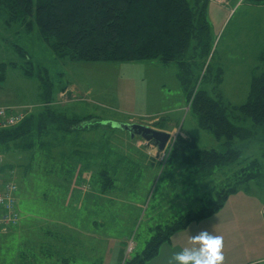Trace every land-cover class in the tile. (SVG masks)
Wrapping results in <instances>:
<instances>
[{"label":"rangeland","instance_id":"rangeland-1","mask_svg":"<svg viewBox=\"0 0 264 264\" xmlns=\"http://www.w3.org/2000/svg\"><path fill=\"white\" fill-rule=\"evenodd\" d=\"M206 17L212 50L205 60L197 55L189 64L187 82L177 63L56 59L35 23L29 31L20 23L8 25L0 16V64L16 65L8 68L3 86L0 83V103L33 106L38 111L42 103L52 100L51 108L69 120L88 116L101 120L97 129L76 135L81 141H90L89 149L101 152L93 157V164L98 162L99 167H90L94 173L99 169L94 184L93 178L79 176L77 166L76 172L60 179L59 185L66 189L59 191L44 174V169L52 166L49 158L44 162L39 159L42 163H34L33 168L27 163L25 167L21 160L16 164L23 166L13 173L19 184L17 197L23 218L19 228L0 236V264H121L126 253V260L142 255L156 226L211 209L213 204L207 201L219 200L215 192L225 188L219 175L206 180L181 160L167 161L156 154L155 147L145 146L140 138L133 140L125 130L113 127L141 123L177 128L190 133L201 149L226 150L222 140L200 128L199 118L188 105V93L192 88L201 89L216 99L213 89L221 78L222 84L215 90L224 102L245 103L253 77L264 75V6L247 0H228L225 5L211 0L206 4ZM64 88L63 93L68 89L71 93L61 98ZM171 134L174 139L179 136L178 131ZM260 138L256 135L239 141L246 148L241 163L222 172L232 177L250 161L257 159L264 164ZM57 143L66 155L59 158V148L53 149L54 166L66 172L65 161L71 160L73 149L70 137ZM13 157H7L11 164L17 161ZM114 161L122 163L109 171L114 185L104 192L108 181L101 170L114 167ZM24 174L25 181L19 178ZM254 174L260 176L248 184V191L240 184L220 216L238 227L237 231H224L227 244L223 253L227 254L229 244L234 256L264 264L260 261L264 258V167ZM241 246L244 252L240 253Z\"/></svg>","mask_w":264,"mask_h":264},{"label":"trees","instance_id":"trees-1","mask_svg":"<svg viewBox=\"0 0 264 264\" xmlns=\"http://www.w3.org/2000/svg\"><path fill=\"white\" fill-rule=\"evenodd\" d=\"M209 1L211 0H0V16L5 18L8 25L20 23L29 31L35 23L41 38L52 49L56 59L84 63L150 60H158L164 65L177 63L179 68L183 69L182 78L188 82L191 72L189 64L194 63L197 55L205 60L212 50L206 17V4ZM247 1L264 6V0ZM18 50L26 56L21 48ZM261 60L264 61V51ZM15 66L0 64L2 85L6 81L8 68ZM208 71L209 68L206 69L205 75ZM221 82V78L219 82L217 80L213 89L216 99L205 90L192 88L188 93V105L199 118L200 128L222 140L226 150L219 152L214 149H201L194 137L183 138L179 135L170 153L164 157L167 161L181 160L206 180H214L219 175L221 187H225L220 192H215L219 200L207 201L208 204H213L211 209L190 212L170 221L169 225H158L142 255L127 259L125 264H146L159 253L163 244L171 242L174 234L213 216L224 207L229 197L239 190L240 184L248 191V184L260 176L254 173L260 172L264 164L257 159L247 163L232 177L224 174L222 169H229L228 167L241 163L246 148L239 141L260 135L264 148V75L253 77L247 100L241 105L224 102L222 95L215 90ZM65 90L66 88L60 92ZM51 101L42 103L39 106L42 108L38 111H35L33 106L29 107L25 110V119L19 125L0 130V183L13 180L17 187L15 197L19 211L18 224L8 226L6 232L0 236H6L19 228L23 218L17 197L19 184L13 176L17 168H23L22 164L25 167L27 164L31 165L33 168L34 163L40 164L49 158V164L52 166L44 169V174L59 191L66 189L59 185L60 179H66L71 172H76L77 166H80L79 176L87 175L88 178H93V184L99 172L97 169L94 173L92 169L99 167L98 162L93 164V157L101 152L89 149L90 141H81L76 135L97 129L101 120L92 116L69 120L51 108L54 104ZM155 127L165 128L156 125ZM67 137H70L73 147L69 154L71 160L65 161L68 165L67 171L60 172L54 166L57 161L52 151L59 148V158H64L65 151L60 149L61 145L57 142ZM10 154L17 160L13 164L7 159ZM20 160L22 164L16 165ZM114 162V167L109 166L110 169L101 170L103 178L108 181L103 185L104 192L114 185L109 171L122 163ZM244 162H247V159ZM19 178L25 181L27 176L24 174ZM43 196L47 198L45 194Z\"/></svg>","mask_w":264,"mask_h":264},{"label":"crops","instance_id":"crops-1","mask_svg":"<svg viewBox=\"0 0 264 264\" xmlns=\"http://www.w3.org/2000/svg\"><path fill=\"white\" fill-rule=\"evenodd\" d=\"M221 84H222V82H221ZM1 86H3V85H1ZM68 92H69V94H68ZM64 93H66L67 96L69 97V95L71 93V90L68 89ZM27 106H21V105L20 106H16V105H11V104L0 103V107H27ZM155 128H157L158 130L169 132V133H171L172 131H178L179 135L182 136L183 138L191 137L190 133H186V132L182 133L177 128H174V129H168L166 127L165 128L155 127ZM139 141H141V140H139ZM156 154H158L157 150H156ZM228 201H229V199L226 202L228 203ZM227 203H225L224 207L221 209V211L219 212V215L217 217L216 216H211V217H209L207 219H204L202 221H199V222L191 225L190 226V227H192L191 229H189L190 227H188L187 230L179 231L176 234H174L171 242L170 243H165L167 245L163 244L161 246L160 250H159V253L154 258H152L151 260L147 261L146 264H167L168 258L174 252H179L185 247H190L191 246L190 245L191 236L193 234L201 231V230H210L215 235H220V236L224 234V231L227 228H231L232 231H237L238 227L236 225L237 224L236 222H234V221H224L223 218H220V216L223 213V211H225L227 209L226 208L227 207L226 206ZM263 214H264V211H263ZM181 234H184V236H180ZM222 237H223V242H224V247H225L226 244H227L226 237H225V235H223ZM242 251L244 252V249H242V246H241L240 253ZM223 254H224V257H225L223 264H259L257 262L258 260L257 261L252 260V261H249V262H245L244 259L242 260V259L234 256V251H232V249H231L229 244H228L227 254L226 253H223ZM124 256L126 258L127 257V253ZM125 258H124V260H122L123 262H125V260H126ZM129 258H131V257H128V259ZM263 260H264V258L260 259V261H263Z\"/></svg>","mask_w":264,"mask_h":264},{"label":"clouds","instance_id":"clouds-1","mask_svg":"<svg viewBox=\"0 0 264 264\" xmlns=\"http://www.w3.org/2000/svg\"><path fill=\"white\" fill-rule=\"evenodd\" d=\"M190 247L174 252L167 264H223V237L210 230H201L190 238Z\"/></svg>","mask_w":264,"mask_h":264},{"label":"built area","instance_id":"built-area-1","mask_svg":"<svg viewBox=\"0 0 264 264\" xmlns=\"http://www.w3.org/2000/svg\"><path fill=\"white\" fill-rule=\"evenodd\" d=\"M226 2V0H218ZM64 95V94H63ZM28 108L0 107V130L19 125L26 117ZM2 156L0 155V165ZM17 187L13 180L0 183V234L6 232L8 226H16L19 222L18 200L15 197ZM3 212V214H2Z\"/></svg>","mask_w":264,"mask_h":264},{"label":"water","instance_id":"water-1","mask_svg":"<svg viewBox=\"0 0 264 264\" xmlns=\"http://www.w3.org/2000/svg\"><path fill=\"white\" fill-rule=\"evenodd\" d=\"M114 126L128 132L132 139L140 138L148 146L155 147L159 153L164 152L173 139L171 133L157 130L141 123L118 124Z\"/></svg>","mask_w":264,"mask_h":264}]
</instances>
